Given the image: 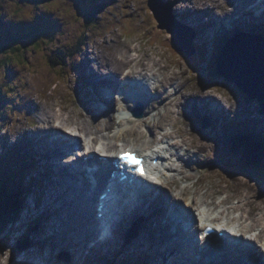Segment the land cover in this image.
I'll return each instance as SVG.
<instances>
[{
	"label": "rangeland",
	"instance_id": "rangeland-1",
	"mask_svg": "<svg viewBox=\"0 0 264 264\" xmlns=\"http://www.w3.org/2000/svg\"><path fill=\"white\" fill-rule=\"evenodd\" d=\"M88 1L91 0H0V86L2 88V93H0V163H9L1 164L0 167L3 169L10 168V171H15L24 177L23 182L20 181L16 184L17 190L21 189V187H17V185L24 183L22 184L23 186H28L26 183L32 182L30 190L34 188L36 192H39L45 178L48 177V172L44 166H42L43 164H40L38 162L40 160H35L33 157V151L24 153V155H27V158L22 159L16 150L11 149L23 138L24 132L27 131V129H31L33 122L39 121V116L42 111L39 110L41 113H35L33 111L34 107L36 109H46L48 117L52 120H58L59 122L80 128L88 125L85 120V115L88 112L83 110L85 106L78 102V99L83 100L85 98L84 93H86V91L84 89L83 93V91L78 90L77 87L81 83L74 79V77L79 73L81 74V72H75L72 78L70 75L59 72L61 65L62 71H66L67 68L68 71L71 72L72 67L73 70L78 69L77 67H80L81 56L83 52H85L82 61L87 57L91 60V66L88 64L86 70L90 72L92 71V67H94L91 74L86 72L85 74L89 77V81L95 82L96 78L99 77V74L94 71L95 68L100 70L105 66H102L101 63L95 67L97 61L93 58L105 51V48H111L109 45H113L115 42L114 40L118 39L121 42L127 41L134 45L132 48L129 44H119L120 47H118V49L126 51L128 54L124 55L125 57L131 56V53H129L130 50L135 49L133 53L138 55V59H145L144 61L147 62L150 60L152 53L161 57L163 54L161 51H163L168 58L165 61H160L158 57H154L157 59L154 64L159 63L165 70L169 69L170 71L182 73L184 78L191 75V73H189V66L184 61H178L179 59L183 60L181 55H176L170 49L167 51L166 48L161 47L162 40H168L171 34L168 33L166 29L165 31L164 29H158L157 25H159V23L156 18H153V12L148 4L150 0H94L92 4L88 3ZM163 1L169 2L170 0ZM195 1L197 0H192V3L188 2V5H186L187 2L184 0H182V3L181 0H178L173 8V13L175 14L176 9L178 15L177 17L175 14L176 19L180 21L183 29H185L187 33L188 25H186L185 21L189 24L193 23V26H198L200 24V22L194 23L191 18H188H194L196 15V12L190 8V6L195 7ZM207 1L212 8L211 13H209L210 20L213 19L214 21L219 20L222 22V18L225 19V15L230 10L231 4L228 0H223V2H218L219 6H214L213 0ZM250 1L251 0H248L246 3L249 4ZM94 3L98 7L97 9H95ZM226 5L228 7H226ZM45 6H48V9H46ZM45 12L51 15V17L47 15L41 24L38 23L39 16L43 15ZM202 14H205L206 18V14L208 13L203 11ZM186 15L188 17H186ZM18 18H23V24ZM13 21H16L19 27H15L12 23ZM89 24L91 26H89ZM212 27H217V22H214V26ZM86 31L87 35L85 36L84 43H87V46L80 47L78 53L72 55L71 50L76 48L77 41L79 40L78 38ZM154 31L156 32L155 34ZM15 32H19L18 35H26L27 37L22 41H18L19 36L17 39H14ZM54 32L57 33L52 36ZM148 32L151 34L143 36L146 44L141 46L139 38ZM236 33L237 32H234L232 35ZM260 33L264 34L262 31ZM153 34L155 37L152 36ZM228 37V35H225V32L219 34L217 31L212 32L208 30L204 36H198L196 40H194L193 43L194 45H198L200 51H202L201 55L204 60V65L202 66L204 68V73L200 71L203 75L201 76V74L198 73L194 78L197 80L200 79L201 83L206 84L204 87L211 91V97H213L214 100L223 98L225 101H231L233 99L235 103H241V100L242 104L240 108L248 111L240 112L244 113L246 117H258L259 115L262 119L261 123L264 124V113L261 112L262 108L257 100H254L256 104H253V102L248 99L249 97L234 83L229 84L224 78L216 77L214 70L216 66L214 67L213 59L218 55L223 47V43ZM107 42L109 45H107ZM18 47L21 48L20 51ZM126 48L129 50H126ZM15 49H17L19 55L12 59L11 57L14 55L13 52ZM88 52H90V54H87ZM170 58L175 62L178 61L180 67L177 68L173 66L171 62L167 63ZM50 61H59L61 65L57 67L58 69H54L50 66ZM172 63L174 62L172 61ZM176 65H178V63H176ZM102 76L105 77L104 75ZM194 78L190 80L193 83H198ZM73 84L76 90L72 91L71 96L75 99V105L67 98V94L71 92L70 88ZM196 86L200 93H206L203 86ZM189 90L191 91L192 88ZM239 94H243L244 96L239 97ZM29 104L32 105V111H30L31 107L28 109L24 108V105ZM57 105L61 106L60 111L55 109ZM59 108L60 107H58V109ZM240 112L237 111V109H231L229 113L240 116ZM172 117L173 116H171V118ZM101 119L102 117L99 120L101 121ZM168 122L171 121L165 120L160 126L165 127V124ZM198 124L193 122V126L196 128L193 132L194 137H188V139L194 141L198 147H200L199 138L206 141L208 147L198 153V158L202 159V157L205 158L207 156L211 161L206 162L202 167L197 166L196 168L190 169V172L195 175V177H193L194 180L200 178V174L197 175L195 172L203 170V175H214L210 180H214V189H218L219 194L222 193V186L227 187V191L223 194H233L234 203H245L247 198H241L240 196L245 190H248L252 197H258V200H255L256 205L260 207L264 206V167H260V170H262L260 174L254 173L255 170H251L253 174H250V176L240 173L230 175L222 169L225 164L232 165L236 163L240 156V154L235 153L234 150L236 149L229 151V148L226 146L228 145L227 143L231 135L230 130L232 127L229 126L227 131H223V138L221 139L223 147H221L215 145L216 138L204 139L203 137L204 135L207 136L204 127H209L211 125L209 119L205 117L199 127ZM263 124L258 128L262 127ZM186 125L188 129H190V123L188 121L184 120L180 123L182 131H185L184 126ZM233 126L235 127L234 124ZM182 131L180 132L182 133ZM236 131L244 132L240 129H236ZM127 137L128 136L124 138L122 136L120 140L125 141L126 144L135 145L134 138ZM154 137L155 134L152 133L151 136H148L145 140ZM103 141L107 142V140ZM28 142L29 141H25L23 143ZM21 145L22 144H17V146ZM261 148L263 147H260V149ZM12 151L18 156L19 160L14 154L12 156L8 155V153ZM67 160H69V157H67ZM35 162L38 164L35 166L36 169H33L31 166H33ZM23 164L26 166H23ZM24 167H26L27 170ZM185 167L186 164L184 170H187ZM0 172L2 171L0 170ZM5 172H8V170ZM178 175H180V173L176 172L175 178H177ZM192 179L178 180L177 184L179 189L177 191L180 192ZM208 180L209 178L207 177L203 182V187L206 189H200L199 193L202 194L207 190L204 192V198L202 199H205L207 202L209 198H212V202H214L219 195L214 196L213 190L210 189L213 187L204 184ZM182 181L185 184L184 186H182ZM189 185H191V183ZM190 189L194 191L192 186L189 190ZM33 194L34 192H31L29 195L24 211L22 212V208H20L18 216L8 227V230L5 234L0 235V262L4 261L9 255L12 256L14 252L21 251L20 256L22 260L16 261L15 264H35V262L36 264H45L47 257H49L50 260L47 261L46 264H69L71 262V249L56 245V242L59 241V235H57V232L54 230L55 226L45 225L51 221V209L48 207V203L52 199L51 192L46 189V194L41 195V199H38V196L34 198ZM247 209H250L249 205ZM33 210L39 212V218L32 217ZM238 212L239 211L234 213ZM145 215H147L145 212L138 213L133 219L126 222V224H119L116 226L115 231L123 227V234L117 243L119 258L129 254L127 251H123L124 247L131 252H135L137 247L140 246L137 240L141 232H143V226L147 219ZM159 220H161L159 216L154 219V221ZM56 222L59 226L58 229L65 230L68 228V224L62 218H58ZM50 236L53 238H50ZM75 238L80 240L78 232L75 233ZM92 244L93 243H89L90 248L93 247ZM25 245L26 248L20 250V247ZM8 246L11 248V251L7 249ZM114 247H116V243ZM28 248L34 249L30 254L32 261L29 262L24 261L25 259L23 258V252ZM92 254L90 264H123L121 263L123 260L119 261L120 263L115 262L112 255L100 256L97 251ZM156 255L157 253L155 251L136 255L133 258L132 264H150ZM34 258L35 261L33 260ZM8 261L10 262L9 264H14L11 259Z\"/></svg>",
	"mask_w": 264,
	"mask_h": 264
},
{
	"label": "bare ground",
	"instance_id": "bare-ground-1",
	"mask_svg": "<svg viewBox=\"0 0 264 264\" xmlns=\"http://www.w3.org/2000/svg\"><path fill=\"white\" fill-rule=\"evenodd\" d=\"M184 1L187 2L186 5H188V2L192 3V0ZM215 1L222 2L223 0ZM246 1L248 0H228V2L231 4V8L225 15V19L222 18V22L219 20H210L209 13H211L212 8L209 6L207 0L195 1V7H192L190 5L189 6L193 9L194 12H196V17L194 16V18H192L188 17L187 15L186 17L191 18L194 23L200 22V24L198 26H193V23L189 24L184 20L186 25H188L187 36L196 40L198 36H204L208 32V30L212 32H228L230 30L237 29L244 30L247 29V26H249V29L252 30L250 25L261 27L259 29H255L254 32H264V13L258 15V12L261 11V8L264 6V2L262 3L261 0H254L255 5L252 7H248ZM255 9L259 10L253 12ZM202 10L208 12V14H206V18L205 14H202V12H200ZM161 13L163 14L162 11ZM166 13L167 11L164 10V14ZM252 14H254L255 18L252 16ZM214 22H217V27L215 28L212 27L214 26ZM179 32L181 37V34H183L185 37V29L182 28ZM155 33L156 32L154 31V34ZM148 34L151 33L148 32L139 38V43L141 44V46L146 44L143 36H147ZM154 34L152 35L153 37H155ZM183 40V47H189L190 45L192 47L196 46V44H192L191 41L187 38H183ZM194 40L192 41L194 42ZM114 41L115 42L113 43V45H109V43L107 42V45L111 46V48H105V51L93 58L95 61H97V65L95 67H97L101 63L102 66H105L103 68L100 67V70H97L95 68V73L99 74V77L96 78L95 82L89 81V77L85 74L84 88L86 93H84L82 84H79V86L77 87L78 90L83 91V93L85 94V98L83 99L84 102L81 99H78V102L85 106L83 110L88 112L85 115V120L87 121L88 125L86 127L80 128L77 126H71L69 124L59 122L58 120H52L48 117L46 109H36L34 107L33 111L35 113H41L39 110L42 111L41 115L39 116V121L35 124V127L24 133L23 138L13 146L12 150H15L17 144H22L26 147L31 146L33 150V157L35 158V160H40L38 161L40 164L46 163L49 165V175L47 178H45L43 186L39 189L38 193L40 195H44L46 194V189H48L52 194V199L48 203V207L51 209V221L49 223H46L45 225H49L52 227L55 226L54 230L57 232L56 234L59 235V241L56 242V245L71 249V262L69 264H90L89 259H91L93 255L92 253L96 251L100 256L112 255L115 259H118L117 243L123 234V227H121L120 230L115 231L113 229V226L111 225L112 230H108L109 234H107L109 236L105 235L101 239H98L102 234L101 230H98L97 228L98 219H95L94 215L96 213L94 198H97L99 196V189L97 188L91 191L89 185L91 184L92 187H95L96 185L94 180L96 179H88L86 174H80L78 167H81L83 165L82 158L80 156V154L82 153L75 152L76 147L78 146L76 143L78 142L79 145H83L84 141H87V139L83 140V136L85 138H92L91 140L92 142L96 143V146L91 148V151L96 150L100 152L102 151V148H105L104 151L108 152L109 156H113V151H110L118 148L119 140L121 139V137L123 136L124 138H126V136H131L138 144L146 148L151 144V141L145 140L147 134L149 132L152 134V132L156 131L157 127L160 126L163 121L170 120L173 124L174 131L165 133L162 139L154 138L152 140L154 144L155 142H159L161 144L167 143L169 147L175 151L172 153L171 159L177 157L178 160L182 163L181 169L179 168V166L177 167L176 164L171 162L169 163L172 170L174 171V174L169 178V190H166V188L157 185L155 191H158V195L156 197H153L152 192L144 189L142 193L137 192V197H133L135 198V200H132L131 191L133 192V190L128 189L130 191L128 193H124L123 196L125 198H123L125 200L127 198L132 200L129 204L134 203L139 198L144 199V202H142L140 206L135 207L134 209L137 213H147V219L145 221V225L143 226V232H141L140 237L137 240L138 244H140V247L137 249V253L147 254L155 251L157 255L150 264H190L186 258L194 252L193 247L186 255L184 254V252L182 253L179 244L171 243L165 238L166 232L163 230V224H160L158 222L157 227L161 229V233H159V236L156 235V238H154L152 236V220L156 219L157 216L162 219L166 218L168 216L167 214H170V216L172 214L176 215V211L179 210L180 214L178 218H180L181 215L182 217H186L188 219L186 224L189 226V230L191 229L196 232V229L201 228L198 220L193 219L190 213L196 210V206L203 203L196 196H188L190 185H185L180 192H173L174 188L177 190L179 188L177 184L178 180L192 179L193 177H195L194 173H190L188 170H184L185 164L189 169H191L192 167H195L197 165L204 166V164L209 161L207 156L205 158L202 157V159L198 158V153L201 150L207 149L208 143L202 138H199L200 147H198V145L195 144L194 141L188 139V137H194L193 132L196 128L195 126H193V122L198 124L199 118L203 120L200 117L202 115L215 116V119L212 120L210 127H204L207 136L204 135L203 137L204 139L216 138L215 145L221 147H223L221 141V139L223 138V131L221 129H225L231 126V130L236 131V129H240L244 131H236L240 133L241 136H243V138H245L246 140V143H244L240 147L241 154L242 157H244L246 160L245 164L248 163L249 165L253 166L254 169H256V172L254 173L257 174L262 173V170L254 166L253 161L254 157L260 156V146L263 148L264 146L258 144L256 145L254 144V142H258V140L256 139V132H264V124L260 128H254V126H256V123H252L251 120L257 121L255 117H246V120L248 121V123H250L249 125L244 119L237 118L238 116L232 114H227L228 111L224 112L225 110L236 108V106L240 108V105L242 104L241 100V103H235L233 99L231 101H225L223 100V98H218L215 99V107L212 110L211 107L208 109L206 104H213L214 101L211 97V91L207 90L204 87L205 84L200 83L199 80L194 78V76L198 73L196 74L195 72L189 70V73H191V75L187 76V78H184L182 73L170 71L169 69L165 70L164 67H162L159 63L154 64L155 60H157L154 57H158L160 61H165L168 58L165 52L159 50L161 51V53H163L161 57L152 53L150 60L145 62V59H138V55H135V53H133L135 49L130 50L129 53H131V56L128 57L124 56L128 55L126 51L118 49V47H120L119 44L124 43L131 45L133 48L134 45L132 43H128L127 41L121 42L118 39H115ZM168 42L169 40L163 39L161 47L166 48L167 51L168 49H170L176 55H181V58L187 56L188 53L186 51L179 50L175 45H168ZM126 50L129 49L126 48ZM84 54L85 52H83L80 60V69L84 73L86 72L88 74H91L94 67L90 72L86 70L87 65L90 64V58L87 57L82 61ZM87 54H90V52H88ZM260 55L262 57H259L260 60H258V62L264 63V53H261ZM172 61L174 63H172ZM178 61L183 62L184 60L179 59ZM178 61L175 62L170 58L167 63L171 62L173 66L179 68L180 63ZM176 63H178V65H176ZM198 71L202 76L203 74L200 72V69H198ZM75 72L78 71L75 70ZM202 72L204 73V71ZM102 75H104L105 77H103ZM118 77H123L122 79L124 80L134 82L135 85L137 83H140L136 82V80L139 81L138 77H140L141 79L145 78L146 81H151L153 84H156V95L153 94L149 96L147 102L146 115L149 116L151 121L145 120L144 118L132 119L123 112V108L124 110H126L128 107H131L132 102H129V104L127 105L128 107H123V105L119 104L121 102L120 94L114 93V90L120 91L118 87L121 85V81L118 79ZM191 78L197 80L198 83H193L190 80ZM223 78L226 77L223 76ZM74 79L78 82L79 74H77ZM227 81V83L233 84V82L229 79ZM196 85L203 86V88L206 90V93H200ZM90 87L94 88L95 93L100 97L101 103H103L104 105L108 104V109H103L101 108V106H96L98 99H95L96 102L94 101V97H92L91 91H89ZM106 87H111L112 89H108ZM191 88L192 90L190 91L189 89ZM73 90H75V87L74 85H71V92H68L67 98L72 104L75 105V99L71 96ZM139 90H142V93L149 91L148 89H145L143 84H140ZM105 91H108V93H106ZM204 96H210V98ZM110 99L112 100L109 102ZM58 107L60 108L58 109ZM117 107L119 108L117 109ZM24 108H30V111H32V105L30 104L24 105ZM148 108L150 110H148ZM55 109L60 111L61 106L57 105ZM116 109L119 110L120 113V125H123L125 122H132V129L131 131L129 129H126L122 133L112 136L110 135V131L112 127H115V124L117 123V115L115 113ZM247 111L243 110V112ZM217 113L218 115L223 113V116H216ZM171 116L173 117L171 118ZM101 117H105L106 119H102L100 121L99 119ZM127 119L131 121H128ZM184 120L190 123V129H188V126L186 125L184 126L185 131H182L180 128V123ZM233 124L235 125V127L233 126ZM143 126L148 127V132L142 130ZM180 131H182V133ZM174 134H180L183 138V144H186L187 147H183V144L179 142H172L171 138ZM232 135L236 136L237 134L232 133ZM103 139L109 141L106 143L103 142ZM25 141L29 142L24 144L23 142ZM192 147H195V150H192ZM229 147L237 149L238 143L235 142L233 144H228L227 148ZM66 149L69 150V153H71L70 155H72L68 162L67 160L61 161L60 159V157L66 155ZM21 152L23 154H19L20 157L22 159L27 158V155H24V153H27V151L23 149L21 150ZM105 152L101 153L105 154ZM8 155L12 156L10 154ZM14 155L18 159V156L16 154ZM165 157L166 155L164 154H157L155 155L153 160L155 158H159L160 160L164 159L165 161L169 160ZM95 159L96 156L93 157V160ZM108 163L109 162L107 160V164ZM35 165L36 162L33 164V166H31V168L34 169ZM24 168L26 169V167ZM72 171H75L77 177L85 176V178H83V181H79V178L71 175ZM176 172L180 173L177 178H175ZM12 179L13 178L9 180ZM206 179L207 176H202L199 181L195 182V184L193 185L195 195L199 194V189L203 187V182ZM210 189L213 190L214 196L219 195L218 189L216 190L214 189V187ZM203 194L201 198H204ZM35 196L37 197L36 194ZM240 197H246V202L232 204L230 202L231 199L229 197H226L220 202H209V204L207 205L210 209H213L214 205L217 209L221 205H224L225 208L219 214H223L224 216L229 217H232L230 216L232 212L242 211L240 215L234 216L232 218H234V220L238 223L236 226L240 227L241 231H243V234H245L246 238L245 240H243V242L247 244L248 247L245 251L240 249V247L236 251V249H234V246H240L239 243H236V245L228 246V244L224 242V239L222 237H219L215 239L210 247L221 244V246H225V248H228V251L227 253H223V251L217 249L218 252H221L224 257L221 258V261L211 259L210 264H264V206L260 207L256 205L255 200H258V197H252L251 193L248 190H245ZM202 200L206 202L205 199ZM112 203V216H119L118 205L121 206L124 201L114 199ZM148 203L150 204L149 208H145L146 204ZM248 205L250 206L249 210L247 209ZM119 208L124 210V207ZM123 210L120 211L121 214ZM136 212L132 213L131 215L134 216ZM106 216L108 215L106 214ZM11 217L12 216H7V218ZM32 217L39 218V212L37 210H33ZM58 218H62L63 220H65V222L68 224L67 229H58L59 226L56 222ZM121 224H126V218ZM76 232H78V235H80L81 241L76 240ZM194 232H192L193 239H196V237H194ZM233 234L238 235V233L236 232H234ZM234 235L230 236L235 237ZM50 238L53 237L50 236ZM198 239L200 240V238H197L196 240ZM204 240L206 241L208 239L205 237ZM89 243H93L92 248L88 246ZM115 243L116 247H114ZM10 249L11 248H8V250ZM186 249L187 246L184 247V250ZM33 250V248L24 250V261H32V258H30V254ZM123 251H127L130 254V258L132 256V253H134L133 251L131 252L130 250H127V248L125 247L123 248ZM84 255L87 260H85ZM19 258H21L20 254H12V256L9 255L5 258L4 261H1L0 264H9V259H11L15 264L16 261L22 260V258ZM33 260L35 261V258ZM49 260V257H47L46 262ZM227 261H229L230 263H228Z\"/></svg>",
	"mask_w": 264,
	"mask_h": 264
},
{
	"label": "clouds",
	"instance_id": "clouds-1",
	"mask_svg": "<svg viewBox=\"0 0 264 264\" xmlns=\"http://www.w3.org/2000/svg\"><path fill=\"white\" fill-rule=\"evenodd\" d=\"M154 1H158V4H160L161 6H163V7H171L172 9H171V11H170V14H171V16H172V20H173V18H174V24L176 25V26H178V27H180V29H182L183 28V26H182V24L180 23V21H178L177 19H176V15L173 13V8H174V6L177 4V1H169V2H164L163 0H154ZM92 2H94V0H91V1H88V3H91L92 4ZM174 2V4H172ZM223 2V1H222ZM251 2V4H253L254 3V0H251L250 1ZM262 2H264L263 0H262ZM148 4H149V6H150V1L148 2ZM213 4H214V6H219V3L218 2H216L215 0H213ZM94 6H95V9H97L98 7L96 6V4H93ZM242 5V4H241ZM46 7V9H48V6H45ZM226 7H228L227 5H226ZM150 9L152 10V8H151V6H150ZM255 11H258V10H254L253 12H255ZM152 12H153V18H156V20L158 21V23H159V25H157V27H158V29H166V28H162L161 27V22L157 19V17H156V15H155V12L152 10ZM200 12H203V10L202 11H200ZM96 13V12H95ZM208 13V12H207ZM261 13H264V11H260V12H258V15L259 14H261ZM48 14L45 12L43 15H40L39 16V22L38 23H42L44 20L43 19H45L46 18V16H47ZM36 16V15H35ZM48 16H50L51 17V15H48ZM95 16V15H94ZM254 16V15H253ZM178 17V16H177ZM255 17V16H254ZM13 24H14V26L15 27H17L16 26V21H13L12 22ZM89 26H91L90 24H89ZM187 28V27H186ZM247 29H242V30H232V32L234 33V32H237L236 34H234V35H232L229 31L228 32H225V35H228L229 37L228 38H226V41L223 43V47H222V49L220 50V52L218 53V55H216V57L213 59V62H214V70H215V74H216V77H221V78H223V75H220L219 73H218V59L220 58V56L223 54V50H224V48L227 46V44L231 41V40H234V39H236V38H238V37H241V36H244L245 34H249V35H256V36H258L256 33L257 32H254V30L255 29H258V28H252V30H250L248 27H246ZM167 30V32L168 33H170L171 34V37L169 38V35H168V40H169V42H168V45H175L174 44V34L172 33V32H170L168 29H166ZM251 31V32H250ZM16 34H17V37H18V41H22V40H24L27 36L26 35H18V33L19 32H15ZM31 33V32H30ZM57 32H54L53 33V35L52 36H54L55 34H56ZM185 34L187 35V31L185 32ZM87 35V31L86 32H84L83 33V35L81 34V36L77 39L78 41H77V45H76V48L74 49V50H71V54L72 55H74V54H77L78 53V50H80L79 48L80 47H83V46H87V43H84V39H85V36ZM17 37L16 38H14V39H17ZM192 40H194V39H192ZM192 44H193V41H192ZM193 50H194V53L193 54H191V55H188L187 54V56L186 57H183L182 59L184 60V62L189 66V69L192 71V72H195L196 74L197 73H199V71H198V69H200V71H204V68L202 67L203 65H204V60H203V58H202V53H201V51H200V49H199V47H198V45H196V46H193ZM83 55V54H82ZM82 57V56H81ZM55 58H56V55H55ZM50 63V66L52 67V68H54V69H58L57 67L59 66V65H61V63L59 62V61H50L49 62ZM90 66H91V60H90ZM61 67H62V65L60 66V68H59V72H61V73H65V74H67V75H70L72 78H73V74H74V72H75V70H73V67H72V71L71 72H69L68 71V69L66 68V71H62L61 70ZM78 69H76L77 71H80L81 72V74L79 73V81H80V83L83 85V89H85L84 88V84H85V73L83 72V71H81V69H80V67H77ZM93 68V67H92ZM123 77H118V79L121 81V85L118 87L119 88V90H120V92H122L121 93V96H120V98H121V102L119 103V104H121V105H123V107H128L127 105L129 104V102L131 101L132 102V106L131 107H128V108H130V110L132 109L133 111H136V112H131V111H128V108L126 109V110H124V108H123V112L125 113V114H127L130 118H132V119H142V118H144L145 120H148V121H151V119L149 118V116H147L146 115V110L143 108L145 105H144V103L146 104L147 102H148V98H149V95H155V89H156V84H153L151 81H146V79L145 78H143L142 80L141 79H139V81L138 80H136V82H140V83H137L136 85H135V83L134 82H130L129 80H124V79H122ZM199 80V82H200V79H198ZM224 80L226 81L227 79L226 78H224ZM201 83V82H200ZM140 84H143L144 85V87H145V89H148L149 91H147V92H145V93H142V90H139V86H140ZM202 84H204V83H202ZM74 85V84H73ZM206 85V84H205ZM74 87H75V85H74ZM106 88H108V89H112L111 87H106ZM78 89V88H77ZM75 90H76V87H75ZM132 90H134V96H132ZM89 91H91V94H92V97H94V101H95V99H98V101H97V105L96 106H101V108H107L108 109V107H106L103 103H101L100 102V97L95 93V91H94V88L93 87H90V89H89ZM114 91H116V90H114ZM106 93H108V91H105ZM208 98H210V96L208 97ZM213 98V97H212ZM134 99V100H133ZM106 100V99H105ZM83 101V100H82ZM213 104H206L207 105V107H208V109L211 107V110L215 107V100L213 99ZM84 102V101H83ZM96 102V101H95ZM78 105V104H77ZM119 107H117V109H118ZM115 110V113H116V115H117V119H116V124H115V127L113 126L112 127V129H111V131H110V135H116V134H119V133H122L123 131H125L126 129H129L130 131H131V129H132V122L131 123H127V122H125L123 125H120V121H121V119H120V113H119V110ZM132 113V115H130ZM138 113H142V115L140 116V115H138ZM228 113V112H227ZM225 115V114H224ZM216 116H223V113H221L220 115H218V113H217V115ZM202 119H203V117L202 116H200ZM210 117H213L212 119H215V116H210ZM104 118V120L106 119L105 117H102V119ZM101 119V120H102ZM128 121H131V120H129V119H127ZM202 121L203 120H201L200 118H199V124H198V127H199V125L200 124H202ZM37 122H33V125H32V127L31 128H33V127H35V124H36ZM137 124H138V122H137ZM249 125H250V123H249ZM210 127V126H209ZM209 127H206V128H209ZM121 128H123V129H121ZM166 128V129H165ZM28 130H30V129H27V131ZM142 130L143 131H145V132H148V127L147 126H143L142 127ZM158 130V131H157ZM161 130H163V131H161ZM172 131H174V128H173V124H172V122H168V123H166L165 124V127H161V126H158L157 127V129H156V131H154V132H152L153 134H155V137L154 138H160V137H163V135L165 134V133H167V132H172ZM26 132V131H25ZM24 132V133H25ZM24 135V134H23ZM148 136H151V133L149 132L148 134H147V136L145 137V138H147ZM180 134H174L173 135V137L171 138V140L172 141H175V142H178V139H180ZM128 137H130V136H128ZM127 137V138H128ZM83 140H85V139H87V141H84V144L82 145H79V143L77 142L76 144L78 145L77 147H76V150H75V152H78V151H80V152H78V153H82V154H85V155H87V153L90 155H87V156H89V159H90V163L91 164H87L86 166H90V168L91 169H93L94 167H95V164H96V162H97V160H99L98 159V156L100 155V153H101V151L100 152H98V151H96V154H95V151H91V148H93V147H95L96 146V143H94V142H92V138H85L84 136H83ZM154 138H152V139H154ZM174 139H177V140H174ZM103 140H106V139H103ZM6 141V140H5ZM18 141V140H17ZM109 140H107V142H108ZM104 142V141H103ZM106 142V143H107ZM180 143H183V142H180ZM11 144V143H10ZM9 144V145H10ZM25 144V143H24ZM12 146V145H11ZM10 146V147H11ZM127 146V144L125 143V141H123V140H119V148H122V147H126ZM193 148V150H195V147H192ZM12 149V148H11ZM26 150L27 152H31V151H33L32 150V148H31V146H28V147H26L25 145H21V146H16L15 147V150L19 153V154H21L22 152H21V150ZM116 149V148H115ZM114 149V150H115ZM69 150H66L65 152H68ZM91 151V152H90ZM13 153H14V151H12V152H10V153H8V154H10V155H13ZM82 154H80V156L82 155ZM96 156V159L95 160H93V157L92 156ZM71 157H72V155H71ZM70 157V158H71ZM64 160V159H63ZM66 160H67V158H66ZM70 160V159H69ZM237 162V161H236ZM82 163L84 164L85 162L82 160ZM240 162H237V164H239ZM1 164H9L8 162H6V163H0V165ZM38 163L36 162V165H37ZM35 165V166H36ZM23 166H26L25 164H23ZM42 166H44V168L46 167L48 170H49V165L48 164H46V163H44ZM242 166V165H241ZM197 167V166H196ZM196 167H192V168H196ZM198 167H202L201 165H198ZM243 167V166H242ZM191 168V169H192ZM17 169H19V168H17ZM34 169H36V167L34 168ZM186 169L190 172V169L189 168H187L186 167ZM250 170H252L251 168H249L248 169V171H243L242 172V174L243 175H246L245 174V172H247V173H250V174H253ZM73 172V171H72ZM191 173V172H190ZM197 175L198 174H200V175H202V176H207L209 179L210 178H212V175L211 174H205V175H203V170H200V171H198V172H195ZM202 173V174H201ZM71 175H74V173H72ZM82 179V181H83V177L81 178ZM81 179H79V181H81ZM57 182V181H56ZM18 183V181L15 183V186H16V184ZM59 183V182H58ZM28 186H22V184H20V185H17V187H24V190H26L27 191V195H26V199H28V197H29V195L31 194L30 192H29V190H30V188H31V186H32V182L31 183H26ZM89 188H90V190L91 191H93V189L91 188V185H89ZM31 192H33L34 191V194H35V189L33 188V189H31L30 190ZM103 191V187L101 188V190H99V193L100 192H102ZM29 193V194H28ZM36 194H37V196L39 195L38 194V191L36 192ZM25 199V201H24V204L22 205V209H23V211H24V209H25V204H26V200ZM95 199L96 198H94V201H95ZM19 211H20V209L19 210H17L15 213H13V215H12V217L11 218H6V219H4V222L0 225V235H3V234H5V232L8 230V227L12 224V222L16 219V217L18 216V214H19ZM7 221V224L5 225V222ZM152 236L154 237V231L152 232ZM77 240V239H76ZM78 241H81V237H80V240H78ZM25 247H26V245H25ZM8 248H10L9 246H8ZM7 248V249H8ZM21 250V249H20ZM10 251H11V249H10ZM21 252V251H20ZM20 252H14L15 254H20ZM13 253V254H14ZM136 255H138V253L137 252H134V253H132V256H131V258H130V254H128L127 256H124V257H122V258H119L118 257V259H115L114 258V261L115 262H119V261H121V260H123V261H121V263H128V264H132V262H133V258L136 256ZM120 263V262H119Z\"/></svg>",
	"mask_w": 264,
	"mask_h": 264
},
{
	"label": "water",
	"instance_id": "water-1",
	"mask_svg": "<svg viewBox=\"0 0 264 264\" xmlns=\"http://www.w3.org/2000/svg\"><path fill=\"white\" fill-rule=\"evenodd\" d=\"M150 6L161 22V27L174 34L175 46L179 50L186 51L188 55L193 54L194 50L191 45L189 47L182 45L183 38L189 39L191 43L192 38L188 37L185 32V37L183 34H181L182 38L180 37V27L174 24V18L172 20L170 14L172 8L163 7L154 0H150ZM164 10L167 11L166 14H164ZM261 53H264V37L245 34L231 40L218 59V73L241 86L251 98H258L264 111V63L258 62L259 57H262ZM138 115L141 116L142 113H138ZM263 159L264 157H255L253 164H259Z\"/></svg>",
	"mask_w": 264,
	"mask_h": 264
},
{
	"label": "trees",
	"instance_id": "trees-1",
	"mask_svg": "<svg viewBox=\"0 0 264 264\" xmlns=\"http://www.w3.org/2000/svg\"><path fill=\"white\" fill-rule=\"evenodd\" d=\"M19 15V14H18ZM20 22L23 24V18H18ZM16 26L19 27V25L16 23ZM21 26V25H20ZM17 37V34L15 33L14 38ZM19 51L21 48H19ZM13 56L11 57H17L19 55L17 53V49L14 50ZM0 93H2V88L0 86ZM243 162H240L236 165V168L240 171H248V169H244L242 165ZM0 225L4 222V219L7 218V216H12L13 213H15L17 210H19L22 205L24 204L25 197L27 195V191L24 190V187H22L20 190L16 189V186L14 185L17 181H23L24 177H22L20 174L16 173L15 171H10V168L3 169L0 167ZM8 172H5L7 171ZM13 178L12 180H9ZM24 184V183H22ZM13 186V187H12ZM23 186V185H22ZM7 224V221L5 222V225Z\"/></svg>",
	"mask_w": 264,
	"mask_h": 264
},
{
	"label": "snow or ice",
	"instance_id": "snow-or-ice-1",
	"mask_svg": "<svg viewBox=\"0 0 264 264\" xmlns=\"http://www.w3.org/2000/svg\"><path fill=\"white\" fill-rule=\"evenodd\" d=\"M121 158L124 159L126 162L134 164V165H141V161L131 153H122ZM143 168H140L141 174H143Z\"/></svg>",
	"mask_w": 264,
	"mask_h": 264
}]
</instances>
